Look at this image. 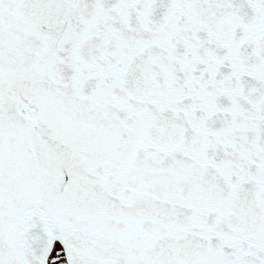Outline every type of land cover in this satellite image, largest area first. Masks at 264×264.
<instances>
[{
    "label": "snow or ice",
    "instance_id": "6c2138e0",
    "mask_svg": "<svg viewBox=\"0 0 264 264\" xmlns=\"http://www.w3.org/2000/svg\"><path fill=\"white\" fill-rule=\"evenodd\" d=\"M0 264H264V0H0Z\"/></svg>",
    "mask_w": 264,
    "mask_h": 264
}]
</instances>
